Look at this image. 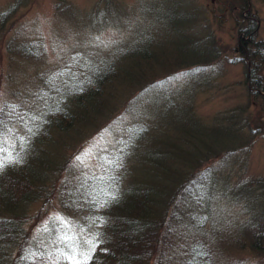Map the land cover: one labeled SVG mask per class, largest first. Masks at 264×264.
<instances>
[{"label":"trees","instance_id":"trees-1","mask_svg":"<svg viewBox=\"0 0 264 264\" xmlns=\"http://www.w3.org/2000/svg\"><path fill=\"white\" fill-rule=\"evenodd\" d=\"M222 2L239 11L234 19L242 37L235 47L242 58L206 45L209 40L193 28L197 19L190 10L177 21L186 24V41L164 42L168 25L159 14V27L151 24L114 41L109 56L99 50L85 62L78 53L71 59L56 51L59 68L34 86L45 117L37 126L47 122L42 134L27 120L19 123L21 133L12 130V118L0 111V264H75L85 255L91 257L87 264H217L214 252L232 246H248L264 257V216L256 218L240 202L256 190L263 191L264 202V177L230 179L235 161H248L242 152L249 141L233 135L240 112L217 113L206 125L190 102L197 92L189 91L212 87L215 76L208 69L227 58L243 61L246 69L247 101L237 110L254 106L253 97H261L256 104L264 107V58L255 61L259 52L264 55V39H257L255 0ZM249 2L250 17L242 15ZM68 4L58 0L55 11ZM122 6L121 0H96L93 8ZM162 6L163 0H141V9ZM101 17L105 25L107 15ZM133 41H141L145 50L130 51ZM155 64L161 66L157 71ZM100 123L95 132H111L113 139L96 152L95 170H83L76 184H62L59 178L67 179L80 150L97 138L93 133L81 141L84 133ZM50 150L56 161L47 156ZM64 152L67 158L61 160ZM217 157L225 162L217 164ZM223 165L229 167L227 175Z\"/></svg>","mask_w":264,"mask_h":264},{"label":"rangeland","instance_id":"rangeland-1","mask_svg":"<svg viewBox=\"0 0 264 264\" xmlns=\"http://www.w3.org/2000/svg\"><path fill=\"white\" fill-rule=\"evenodd\" d=\"M66 1L70 4L64 5L59 12H56L55 5L58 0H0V111L12 118L13 122L10 125L12 130L21 133L19 123L23 120L31 121L32 131H38L40 134L46 128V121H41L37 126V120L40 118L44 120L45 117L43 118L44 108L34 86L36 82L46 78L52 70L59 68L56 51H59L60 56L71 55V59H74L78 53L85 62L97 57L99 50L104 56H109L116 47L114 41H125L124 36L151 24H158L159 27L161 23H158L155 17H160V20L168 25V37L163 40L164 42L186 41L183 37L186 24L180 25L177 21L184 16L188 17L190 10L193 18L197 19L193 28L202 32L205 40H209L204 41L206 45L213 51L218 49V52H223L229 57L231 55L243 57L235 47L236 41L242 37L241 34L237 35L235 27L236 15L239 11L230 10L222 0H163V6L158 10L141 9V0H121L123 6L119 10L101 7L98 11L93 8L96 0ZM255 5L259 14V18H254L258 27L257 39H264V2L255 0ZM252 12V3L249 2L248 9L243 10L242 15L250 17L249 13ZM104 13L107 18L105 25H102L98 20ZM97 28H103V31L97 33ZM146 35L155 36L149 31H146ZM135 38L139 40L137 33ZM151 42L156 43V41ZM128 47L130 51L145 50L141 41H133ZM168 53H172L171 48ZM259 54L255 60L257 63L262 62L264 58L263 52ZM241 62H229L227 58L220 59L218 63L213 64H219V68L213 66L208 69V72H213L215 76L212 81L213 86L189 91L197 92L195 100L192 97L193 101L190 102H193L196 115L202 116L206 125H210L208 124L211 122L210 117L213 118L217 113L240 112L242 120L233 125V135L238 140L249 141L248 148L242 152L248 156V161L242 158L235 161L233 176L230 178L233 181L239 179L249 181L251 178L264 177V107L256 104L258 98L260 101L263 99L253 97L254 106H250L247 111L237 110V107L245 105L247 101L244 82L247 75L244 63ZM159 63H162V60ZM154 66L156 71L161 67L158 64ZM262 74L264 76V66ZM261 93L264 94V91ZM46 101L48 102V98ZM115 108L116 106L112 111H115ZM214 121H218V118L214 117ZM103 124L100 123L84 133L81 141L85 136H91L93 133L97 138H91L90 143L85 144L80 150V161L76 167L68 173L67 179H64L65 176L59 178L62 184H76L78 175L83 170L87 168L91 171L95 170L98 155L96 152L107 149L109 141L113 139L111 132L105 130L95 132ZM238 124L242 125L241 129H238ZM49 129L52 131L50 138L54 139L57 133L53 128ZM81 141L78 139V142ZM51 152L52 150L47 156L56 161L57 155ZM65 158H67L66 152L61 155V160ZM224 162L217 157V164ZM222 168L225 175L230 172L226 165ZM54 175L51 178L55 179ZM248 185L252 187L251 184ZM230 191L238 195L233 187ZM260 192L263 191L256 190L249 201L244 202L245 199H240L244 207L249 209L248 212L257 216L256 218H260L262 214L264 216V202L262 203L260 199ZM55 204L59 206V201L56 200ZM38 205L40 203L36 204ZM240 208L242 209L243 205L240 204ZM236 213L238 214L239 211L236 210ZM241 216L243 219L242 214ZM224 237L229 238V235ZM214 257L217 264H239L240 259H244L240 261L241 264H264V257L258 252H253L248 246L218 249L214 252Z\"/></svg>","mask_w":264,"mask_h":264},{"label":"snow or ice","instance_id":"snow-or-ice-1","mask_svg":"<svg viewBox=\"0 0 264 264\" xmlns=\"http://www.w3.org/2000/svg\"><path fill=\"white\" fill-rule=\"evenodd\" d=\"M4 166V161L2 159H0V168H3ZM88 243L91 245L92 250L95 249V244L92 241H88ZM90 255H85L84 260L83 261H75V264H87V261L90 259ZM71 259V257H70Z\"/></svg>","mask_w":264,"mask_h":264}]
</instances>
